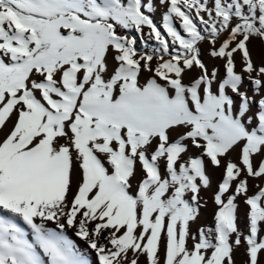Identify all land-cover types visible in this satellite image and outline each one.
<instances>
[{"label": "snow or ice", "instance_id": "obj_1", "mask_svg": "<svg viewBox=\"0 0 264 264\" xmlns=\"http://www.w3.org/2000/svg\"><path fill=\"white\" fill-rule=\"evenodd\" d=\"M0 264H264V0H0Z\"/></svg>", "mask_w": 264, "mask_h": 264}, {"label": "rangeland", "instance_id": "obj_2", "mask_svg": "<svg viewBox=\"0 0 264 264\" xmlns=\"http://www.w3.org/2000/svg\"><path fill=\"white\" fill-rule=\"evenodd\" d=\"M157 19H158V17H157ZM211 211V207H209L207 210H206V212H210Z\"/></svg>", "mask_w": 264, "mask_h": 264}]
</instances>
